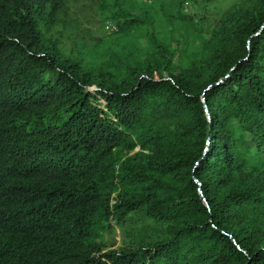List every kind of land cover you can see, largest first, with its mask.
Listing matches in <instances>:
<instances>
[{
	"label": "trees",
	"instance_id": "obj_1",
	"mask_svg": "<svg viewBox=\"0 0 264 264\" xmlns=\"http://www.w3.org/2000/svg\"><path fill=\"white\" fill-rule=\"evenodd\" d=\"M75 2L0 0V264H264V0H160L190 54L86 48Z\"/></svg>",
	"mask_w": 264,
	"mask_h": 264
},
{
	"label": "rangeland",
	"instance_id": "obj_2",
	"mask_svg": "<svg viewBox=\"0 0 264 264\" xmlns=\"http://www.w3.org/2000/svg\"><path fill=\"white\" fill-rule=\"evenodd\" d=\"M121 1L125 2L126 9L131 13L140 16L146 14L148 16L146 18L147 22L128 36L118 34L106 36L108 34L104 33L101 24L105 18L109 17V14L100 10V8L105 5L114 6L115 9L117 8L116 3ZM188 4V13H190L194 11L195 6L191 2H188ZM184 6L185 1L182 3L181 12L186 13ZM71 8L76 12L81 30L73 32L69 30V36L73 37L76 43H83L86 48L93 43L90 36H95L98 38L95 41L98 49L109 47L120 52L126 48L139 52L147 44V35L151 31L166 39L173 38L175 40L172 43L173 48L179 51L181 47H186L188 48L185 50L186 54L192 53V50H196L199 45L196 31L193 28L186 23L176 22L173 24L168 22L162 14L160 0H78V2L72 4ZM205 32L204 35H207ZM174 60H179L177 52L174 55ZM104 241L107 248H117L122 245L123 237L116 229L114 233L105 234Z\"/></svg>",
	"mask_w": 264,
	"mask_h": 264
},
{
	"label": "built area",
	"instance_id": "obj_3",
	"mask_svg": "<svg viewBox=\"0 0 264 264\" xmlns=\"http://www.w3.org/2000/svg\"><path fill=\"white\" fill-rule=\"evenodd\" d=\"M185 10H188V2H185V6H184ZM103 31L105 34L111 35V34H115L117 31V25L114 21L112 20H105L103 23Z\"/></svg>",
	"mask_w": 264,
	"mask_h": 264
}]
</instances>
